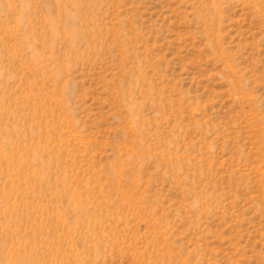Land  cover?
<instances>
[{"label":"rangeland","instance_id":"rangeland-1","mask_svg":"<svg viewBox=\"0 0 264 264\" xmlns=\"http://www.w3.org/2000/svg\"><path fill=\"white\" fill-rule=\"evenodd\" d=\"M0 264H264V0H0Z\"/></svg>","mask_w":264,"mask_h":264}]
</instances>
